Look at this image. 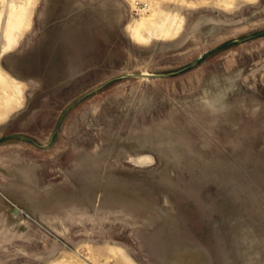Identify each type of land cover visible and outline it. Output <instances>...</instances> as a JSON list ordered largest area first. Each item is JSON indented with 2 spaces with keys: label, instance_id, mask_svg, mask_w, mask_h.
Returning <instances> with one entry per match:
<instances>
[{
  "label": "rangeland",
  "instance_id": "obj_1",
  "mask_svg": "<svg viewBox=\"0 0 264 264\" xmlns=\"http://www.w3.org/2000/svg\"><path fill=\"white\" fill-rule=\"evenodd\" d=\"M8 1L0 68L23 91L0 84V131L16 136L0 141V264H264V34L168 77L123 75L176 72L264 31V0H150L99 67L33 80L12 71L26 44L1 53ZM37 1L16 44L39 28ZM112 3L59 15L97 30Z\"/></svg>",
  "mask_w": 264,
  "mask_h": 264
},
{
  "label": "crops",
  "instance_id": "obj_2",
  "mask_svg": "<svg viewBox=\"0 0 264 264\" xmlns=\"http://www.w3.org/2000/svg\"><path fill=\"white\" fill-rule=\"evenodd\" d=\"M83 1L84 0L45 1L46 5L42 9L39 28L34 27L35 24L32 20L30 28L20 41V44L24 43L27 45V51H25L27 54L23 56L25 59L20 57L19 61H14L15 67L20 70H12L14 73L19 74L21 72L20 76L23 79L31 80L36 79L37 76L46 75H58L62 78L65 74L70 75L71 73H75L81 75L84 69L88 70L92 66L99 67V65H97V60L99 56H101V44L105 46L109 42L108 37L113 38V36H115L119 38L120 34L115 32L116 28L118 29L116 24L122 25L125 23L129 26L131 23L130 21L133 19L131 2H127L126 0H113L114 4H112L115 5V7H111V9L117 10V14L113 18V21H111V14H103L101 15L103 19H98L97 22L92 23L94 24L93 27L98 26L99 29L87 30L85 26L88 25H86V21L82 19V17L86 18L83 12L76 15L71 12L59 15L62 10L69 11V8L74 10L75 5L79 3L82 4ZM99 1L100 0H92V5H95ZM86 19L91 24V21H89L88 18ZM112 22H114L115 25ZM1 65L4 69L8 67L3 63H1ZM62 67L66 68L65 70L68 72L65 74L64 72L62 73ZM22 74H27V76ZM127 74L130 73L123 75ZM108 81L106 80L94 87L93 91L100 89L101 86L106 85ZM50 133L51 130L47 133L46 137H48ZM2 134L3 131H0V140L13 138L15 136L14 133ZM45 135L46 134H44V136Z\"/></svg>",
  "mask_w": 264,
  "mask_h": 264
},
{
  "label": "bare ground",
  "instance_id": "obj_3",
  "mask_svg": "<svg viewBox=\"0 0 264 264\" xmlns=\"http://www.w3.org/2000/svg\"><path fill=\"white\" fill-rule=\"evenodd\" d=\"M37 2H38L37 0H9L8 3L6 2L9 6V11L7 13L8 16L6 19V24H5V29H4V38H3V44L1 45L2 46L1 47L2 48L1 53L5 54L8 50H10L12 48H16L19 45L20 40L16 44L17 32H18L19 28H21L22 25H25L26 23H28V20L32 19L33 14H34V10H35V8H33V6L36 7ZM2 13H0V24H1L2 19H3ZM176 19H178L177 15L176 16L170 15L169 17H167V23L173 24L176 21ZM145 24H146V19L141 18V19H138V21L136 22V24L132 28H130L134 37H136L137 39L139 38L141 40L147 39L146 35H144L142 32V28L145 26ZM23 28H24V26H23ZM0 30H1V28H0ZM162 33L169 35L168 29L162 30ZM148 40H149V38H148ZM137 41L140 42V40H137ZM144 74L147 75L150 73L144 72ZM17 82H18L17 79H15L11 76H8L5 73V71H3L2 68H0V84H3V86L5 85L7 87L12 88V93H11L12 95L11 96L13 98H16L17 96L20 98L22 91H23L21 84H19ZM7 92L9 93V91H7ZM21 100H20V102H21ZM7 105H8V107H11L10 106L11 104L8 102H7ZM3 117H5V116H3Z\"/></svg>",
  "mask_w": 264,
  "mask_h": 264
},
{
  "label": "water",
  "instance_id": "obj_4",
  "mask_svg": "<svg viewBox=\"0 0 264 264\" xmlns=\"http://www.w3.org/2000/svg\"><path fill=\"white\" fill-rule=\"evenodd\" d=\"M263 34H264V31H261V32H257V33H255V34H251V35H249V36H247V37H244V38L234 39V40H230V41H228V42H226V43H223V44H221V45H219V46H217V47L211 49L210 51H208V52L205 53L204 55H201L200 57L197 58V60H195L194 62H192L191 64H189L187 67H185V68H183V69H181V70H179V71H176V72L165 73V74H155V73H150V74H147V75H145L144 73H140V74H127V76L168 77V76L174 75V74H176V73H179V72H181V71H183V70H186V69H188V68H191L192 66L196 65L198 62L202 61V60H203V59H204L209 53L214 52V51H216V50H218V49H220V48H222V47H225V46H227V45H229V44H232V43H238V42H242V41H244V40H249V39H252V38H255V37L261 36V35H263ZM83 97H84V96H83ZM83 97H82V98H83ZM61 120H62V118H60L59 123L57 124V126H56V128H55V130H54V132H53V134H52V138H51V140L54 139V137H55V135H56V132H57V130H58V128H59V124H60ZM14 137H16V136H14ZM18 137L25 138V137H23V136H18ZM0 141H1V140H0Z\"/></svg>",
  "mask_w": 264,
  "mask_h": 264
},
{
  "label": "built area",
  "instance_id": "obj_5",
  "mask_svg": "<svg viewBox=\"0 0 264 264\" xmlns=\"http://www.w3.org/2000/svg\"><path fill=\"white\" fill-rule=\"evenodd\" d=\"M132 16L138 18L140 15L148 12L150 0H131Z\"/></svg>",
  "mask_w": 264,
  "mask_h": 264
}]
</instances>
